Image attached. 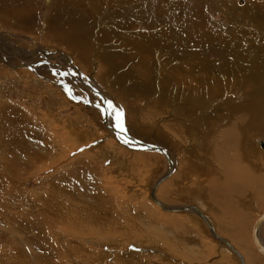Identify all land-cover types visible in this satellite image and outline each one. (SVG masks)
Instances as JSON below:
<instances>
[{
	"label": "rangeland",
	"instance_id": "374dc122",
	"mask_svg": "<svg viewBox=\"0 0 264 264\" xmlns=\"http://www.w3.org/2000/svg\"><path fill=\"white\" fill-rule=\"evenodd\" d=\"M53 1L52 6H47L45 0H0V41L7 42L3 45L6 51L2 48L4 52L0 50V53L11 65L7 66L0 58V119L11 118L8 121L14 122L13 128L26 130V135L34 138L40 147L39 139L43 137L55 146L48 150L47 159L36 156V171H32L31 164H26L14 176H20L15 179L17 183L12 177L13 184L0 189V210L8 209L7 214L19 219L24 216L33 218L34 222L28 223L27 227L36 226L42 214H34L36 207L32 202L37 196L33 193L36 189H45L52 180L58 181L63 177L60 197L66 199L69 191L83 186L79 180H84L88 185L85 186L86 203L93 196V205L97 203L96 208L99 209L105 204L110 215L102 214L105 209L99 211L102 217L98 218L97 231H87L83 237L85 242H78L80 238L71 232L58 233L52 229H44L45 238L40 241L36 237L39 234H26L27 227L20 222V231L17 230L14 236V230L10 231V237L0 241L1 262L16 258V247L19 250L27 247L25 253L27 264H30V259L40 255L44 247H51L55 252L49 253L50 264H75L73 261L78 259L82 264H238L232 253L213 240L197 214L166 212L150 200L151 187L168 171V159L158 152L141 151L135 145L136 150H133L122 144H129L126 140L108 131L101 123L104 111L95 104H103V101L82 84L63 58L39 64L35 72L12 64L16 65L18 61L41 62L50 57L48 54L43 57H40L41 53L40 56L30 54L33 50L50 53L54 50L66 55L74 67L89 78L92 87L107 98V124L118 128L116 112L122 110L127 134L145 144L160 145L164 151H169L174 174L173 178L162 182L160 188L166 184L172 193L163 199L158 193V200L167 206L197 205L213 222L216 233L228 240L238 252L244 253L228 234L235 228L242 230L243 225L242 240L245 243L246 238L248 245L253 247L251 227L264 213V149H261L264 136L256 134L251 138L252 143L247 145L251 148L249 156H256L258 152L263 155L255 173L261 184L246 187L241 192L242 197L231 196V189L220 185V181L229 176L224 165L219 163L220 159H216V149L220 147L215 146L220 143L221 135L217 131L213 133L214 127L221 129L220 123L228 114L222 103L225 100L219 102L221 97L217 96L218 103L198 104L197 107L193 104L192 108L193 101L186 95L190 88L207 94V87L216 86L208 81H221L224 76L221 73L224 64L225 75L230 67L239 73L240 82L231 89L240 88V100L249 98L244 90L247 86L251 91L258 88L255 93L260 89L264 93V0ZM80 42L85 45V50L78 53L75 46ZM8 43L13 47L8 48ZM19 49L28 57H23ZM79 54L84 56L80 59ZM211 70L217 75L209 74L208 79L200 75ZM187 73L193 82L187 80ZM43 78L54 80V83ZM228 80L227 83L232 81L230 75ZM69 85L74 88V94L67 93ZM220 86L225 89L226 84L221 83ZM109 104L113 107L110 108ZM196 120L200 125L197 131L205 127L210 132V136L206 133L203 139L206 148L198 146L188 131ZM1 121L0 130L3 125L8 127V121ZM5 141L19 143L0 133V160L5 151H10V145ZM75 143L79 144L77 148L73 147ZM221 150L223 154V148ZM31 151L32 146L28 153ZM198 160L211 163L212 174L209 175L213 186L204 181L207 177H202L192 167ZM78 167L83 170L79 172ZM6 169L0 167V171ZM2 174L6 176L4 172ZM214 186L220 189V196L210 200L206 194L213 191ZM228 195L236 202L233 200L228 204L224 200ZM238 198L242 200L238 201ZM66 200L62 202L68 206ZM108 205L112 208L109 211ZM55 214L58 217L65 215ZM62 220L65 219L58 221ZM124 222L136 227L137 233L126 236ZM5 223L0 221V226L4 228ZM54 225L56 229L62 227L61 224ZM260 237L264 242V224ZM113 238L121 243L109 246L107 240ZM94 241L99 246H93ZM72 248L87 249L88 255H78ZM100 252L105 258L101 254L98 257ZM257 255L254 254L250 261L243 255L246 264H263L264 260Z\"/></svg>",
	"mask_w": 264,
	"mask_h": 264
},
{
	"label": "bare ground",
	"instance_id": "6f19581e",
	"mask_svg": "<svg viewBox=\"0 0 264 264\" xmlns=\"http://www.w3.org/2000/svg\"><path fill=\"white\" fill-rule=\"evenodd\" d=\"M45 2H46V5L47 6H52V4H54V1L53 0H45ZM18 12L22 13L21 10L20 11L18 10ZM193 22H195V21H193ZM194 25H198V24L195 23ZM77 29H79V28H77ZM77 39L78 38H76L75 40H77ZM79 41H81V39H79ZM6 43L7 42H4V41L1 42L0 41V50H2L3 45H7ZM11 43H8V48H9V46H12ZM81 43L82 42H80L77 46H75L77 48L78 53H79V51L83 52L85 50L84 49L85 48V45L84 44L82 45ZM112 44L113 43H111L110 45L112 46ZM92 45H94V44L92 43ZM227 50H228V47H227ZM19 51H21V49H19ZM42 51H46V50H36V51L31 52L30 54H34L36 56H40L42 54V56H40V57H43V55H45V54L47 55L48 54V55H50V57H47L46 58L44 56L45 58H44L43 61L36 62V63H33V64H29V63H25V62H22V61H18V63H16V65L15 64H12V65L14 67H22V68H26V69L28 68V69L32 70L33 72H35V70L37 68V65H39V64L42 65V64H45V63H51L52 61H55L57 58H63L65 60V62L67 63V65L69 66V68L71 69V71H73L76 74V76L79 78V80L82 82V84L84 86H86V88L88 90H90L92 93H94L97 96H99L100 98H102L101 100L103 101L102 102L103 104H99L97 102L95 103V104L98 105V107L103 106V108H104V110H103L104 113H103V117H102L103 118V122H101V121H98V122H101L108 129V131L112 132L117 137L123 138L124 140H126L129 143V144H126V143L123 142L122 143L123 145H125V146H128L129 145L128 147H132L133 150L134 149L136 150V147H133V145H135L141 151L158 152V153H161L162 156H164L166 159H168V161L166 160V163L167 162L169 163L168 164V171H167V173H165L164 175H162L155 182V184L151 187V189H150V192L151 193H149L150 200H152V202H154L156 206H158L160 209H162V210H164L166 212H168V211L169 212H174V213H182V212H190V213H192L193 212V213L197 214L198 217L205 223V225H206V227L208 229V232H209L210 236L213 238V240L221 248H224V249L228 250L230 253H232L234 255V258H236V260L238 261V264H241L239 258L225 244L226 242L229 243V241L226 240V239H224V238H222L221 236H219L216 233V231H215V225L213 224V222L210 221V219L208 217H206V215L204 213L201 212L200 208L197 205L192 204V205H189V206H167V205L163 204L162 202H160L158 200L159 199V198H157L158 193L159 194L161 193L162 199L164 197L170 196V194L172 193L171 192L172 191L171 187H169L166 184H165V186H163V188H160V184L162 182H164L165 180L169 179L170 177H172V175L174 174V170H173L174 169V167H173L174 163H173L172 158L169 156L170 154L168 155L169 151H167V150L164 151L165 150L164 147H161L160 145H156V146H158L157 149H149V148H146L145 145H148V144H145V143L141 142L140 139H138L136 137H132L129 134H127L126 132H121L119 130V128H114V127L110 126L109 124H107V120H106L107 119V115H108V113H107V109L108 108L106 109L107 98L102 93L98 92L96 89H94L92 87L91 83L88 82L89 78L87 76L81 74L74 67V65L72 64V62L70 61V59L66 55H64L62 52L51 50V53L50 52H47V51L45 53H43ZM101 52H99L100 55L102 54ZM39 53H41V54H39ZM20 54L23 57H25V58L28 57V56L24 55V53H20ZM37 54H39V55H37ZM8 56H10V54H8ZM82 56H84V55L83 54H79L80 59L82 58ZM0 58L3 60L4 63L7 64V66H10L11 67V65L8 64V62H5L4 61L5 58H4V56L1 53H0ZM215 63H216V61H215ZM225 65L226 64H224V67H222V70H221V73L224 75V76H222L221 81H214V80L208 81V83L215 84L216 86L213 85L211 87L209 86L210 88L207 87V90L209 89V92L207 94H205V92L200 93L199 92V89L197 91L196 88H194V89L193 88H190V90H187L186 97L192 99V101H193V103L191 104L192 108L197 107L198 104H201V105L202 104L210 105V104H212L214 102H217L218 103V100H216V97L217 96H220L222 98V99L220 98V101L219 102L225 100L222 103L224 104L225 111H226V113L228 112V114H226L227 115L226 118H223L222 119V120H224V122L221 121L222 123H220L221 129L220 128H215V127L213 128V130H214L213 133L215 131H217V133H219L221 135V137H220V143L217 146H215L216 148L218 146L220 147V148L216 149L217 150L216 152H218V157H216V159H220V162L219 163L225 166V167L223 166V168L228 171L226 173L229 176L228 178H226L224 180H221L220 181V185L222 184L225 187L231 189L230 190V195L231 196H235L237 198V197H242L241 196L242 195L241 192L242 191H245L246 187H249V186H252L253 187L256 183L257 184H259V183L261 184V182L258 181V178L259 177L255 173L257 172V170L259 168V161L262 159V156L263 155H262V153L258 152V154L256 156H249V153L248 152L251 151L250 150L251 148L250 149L247 148V145L250 144V143H252L251 138H253L256 134L257 135L261 134V135L264 136V93L262 92L261 89H260V92L259 93H255L258 90V88H256L255 90H252L251 91L250 87L247 86L244 90H245V93L248 95L249 98L246 99V100H240V98H239L240 95H238V94H240V88H239V90H238V88L231 89L232 87H234L236 85L235 83H239L240 82V79H239L240 77L237 76V75H239V73H238V71H237L236 68L234 69V68L230 67V68H227V75H225V71H224L225 70ZM211 68L213 70V67H211ZM214 68H216V67H214ZM212 70H211V72H207V71L206 72H202L200 75L202 76L203 79L204 78H207V79L210 78L209 77V74H211V75H217L216 74V71L212 72ZM229 75L231 76V80L232 81L230 83H227L226 81H230V80H228V76ZM185 77L190 82H193V80L190 78V75L188 73L185 74ZM43 79L46 80L47 78H43ZM213 79H214V77H213ZM233 79H235V82H233ZM184 80H186V79H184ZM46 81H48L50 83H54V80H51V79L46 80ZM197 82H199V80ZM221 83H225L226 84L225 89H222V86H220ZM205 86H204V88H206ZM73 90H74V88L72 89L70 87V85H69V88H67V93H73L74 94L75 92ZM234 101H235V103H234ZM80 102L85 103L87 101L81 100ZM95 104L92 103L91 105H95ZM193 104H194V107H193ZM216 105H218V104H216ZM198 109H199V107H198ZM205 109H206V107H205ZM221 111H223V110H221ZM111 112H113V111H111ZM3 117H8V116H5L4 115ZM206 119H208V118H206ZM1 120H3V121L6 122L8 120H11V118H7V119L6 118H2V119H0V121ZM8 122H9L8 127L7 126H4V125L1 126V129L2 130H0V133L2 135H6L9 140L11 139V140L17 141L18 139H22V138L23 139L22 140H18L17 142H19V143H17V144H13L12 141H11V143H10V141H5V142H7L8 146L10 145V148H9L10 151H8V152L5 151L4 152V157L1 158V160H0V167L4 166V167L7 168L5 171H0V189L2 187H5L6 184L7 185L10 184V183L13 184V178H14V180L15 179L17 180V178H20V176H16V177H14V176L16 175L17 171L21 170L22 168L24 169L25 166H26V164H31V167L33 168L32 171H36L37 165H35L34 163L38 161L37 158L41 156L42 158L45 157L44 159H47L48 156H49V151L48 150L52 149L53 146H54V145H52L53 142L52 143L47 142L46 139H45L46 137H43V139H39L40 145H41V147H40L38 145V143H35L34 142V138H30V137H28L26 135V130H24V129L23 130H19V129L15 130V128H13L15 126L14 125V122H11V121H8ZM217 122H219V120ZM199 126L200 125H197V120H196L195 121V124H193L192 127H191L194 130L191 131L192 129L189 127V130L188 131L191 133L193 141L195 143H198L197 144L198 146H202L204 148V146L206 145V142H204L203 139L206 138V133H208V132L205 130V127L202 130L197 131V129H198ZM209 133H208V137L210 136ZM116 140H117V138H116ZM107 141H108V139H107ZM107 141L104 142V143H107ZM108 143H109V141H108ZM260 144L263 146V142H260ZM150 145H154V144H150ZM31 146H32V151L30 153H28V149H30ZM78 146H79V144L77 145V143H75V145H73V147H75V148H77ZM205 148H206V146H205ZM222 148H223V154L221 153L222 152V150H221ZM261 149H264V146ZM95 151H97V150L95 149ZM206 151L208 152L207 149H206ZM216 152H215V154H216ZM165 153L167 154V156L165 155ZM253 153H254V151H253ZM7 154H9L10 156L7 157L6 156ZM37 155H38V157H36ZM212 156H213V154H212ZM105 158H106V156H105ZM207 159H209L208 155H207ZM199 165H201V169H198V166ZM211 166L212 165H211L210 162L206 161L205 163H203L202 161H199V160L196 161V162H194V164L192 165V167L195 168V170L197 171L198 174H202V177H203V175L205 177H207V178H205L206 180H204V181L206 183H208V184H210V185L213 186L214 185V182H212V176L209 175L212 172V167ZM83 167H84V165H83ZM77 170H79V172H80V170H83V169L80 168V167H78ZM3 172L6 174V176H4L2 174ZM26 179H30V178L27 177ZM16 180H15V182H16ZM61 180H64L63 177H61ZM61 180H59V179H58V181L52 180V182H49L46 185V187H44L45 189H42V190L41 189H36L35 192L33 191L34 192L33 194H35L37 196V197L34 198V201L32 202L33 203V206L36 207L35 208L36 211L34 212V210H33V212H34V214H42V217L40 219H38V220L36 219L38 221V224H36V226L35 225H33V226L31 225L32 227H27L28 223H31L32 221L34 222V219L33 218H28V217H25L23 215L24 218H20L19 219V218L12 217L11 216L12 215L11 213L7 214L6 210H8V209H6V208H5L6 209L5 211H1L0 210V221L1 222H7V223L4 224V228L2 227V225L0 226V241H2V239H6V236L7 237H10L9 236L10 231H13L14 230V233H13L12 236H14V234L17 233V230L20 231V222L24 226L27 227L26 234L27 233L28 234H31V236H32V234L33 235L36 234V233H37V235L39 234L38 236H36L38 240L45 238V236H44V229L45 230L48 229L49 231H50V229H52L54 231L57 230V232L58 231H66L68 233L71 232L72 235H74L77 239L80 238L78 242H85L84 239H83V237H86L85 236V233L88 234L87 231H94V232L97 231L95 229L97 227L96 224H97V221H99L98 218L101 219L100 216L102 217V215H101L102 210L101 209H105L106 208V206L104 207L105 204H103L102 206L99 204L100 205V208L97 209L96 208V204L97 203H95L93 205L95 198H94V200H91V199H93V196L86 203L85 199H88V198L86 197L87 189L85 188V186H88V185H87V183L85 184V181L84 180H79L81 183H84L81 188L78 187V188H74L72 190V192L69 191L68 197L66 198L67 200L66 199H63L62 197H60L62 195L61 194V190L63 189V185L60 184L62 182ZM176 180L177 179H174L173 181H176ZM2 183H4V185H2ZM159 188H160V191L158 192ZM94 190H96L95 187H94ZM62 192H63V190H62ZM219 194H220V189H218L216 186H214V190L213 191H208V193L206 195L211 200L214 197L215 198H219V196H220ZM12 196H14V195H12ZM231 196L228 195V196H226L224 198V200L228 204H229V201L232 202L234 200L233 202H236V199L232 198ZM94 197H96V196H94ZM243 197H244V195H243ZM65 200L67 201L66 203H67L68 206H66V205L63 204L62 201H65ZM240 200H242V198ZM240 200L238 198V201H240ZM81 201H85V202H81ZM102 202H105V201H102ZM243 202H244V200H243ZM219 205H221V204H219ZM110 207H111L110 205L107 206L108 211L112 209V208L110 209ZM177 207H185V209L178 210ZM99 211H101L100 214H99ZM230 211H232L231 208H230ZM55 213H61V214H65V215H63L62 217H58V216H56L58 214H55ZM111 213H113V212H111ZM94 214H97V215L93 217ZM102 214H108L107 216L110 215L109 212L106 211V209L104 210V212ZM61 218L65 219V220L58 221ZM255 221L253 222L252 227H251V231H250V240L252 242L253 247H251V246L248 245V243L246 241V238H245V243L242 240V235H243V232H244V226L243 225H241L242 230H241V228H235L234 230H232V233H230V235L228 234V236H230L236 242L237 246L238 247H241L243 249V252L244 253H240V252L237 251L242 256L243 264H246V261H245V258H244L243 255H245V257L247 258V255H250V253H252V252L253 253L250 256H248V258H247L248 261H250L252 259V257H254V254L260 255L259 256L260 260H264V253L257 248V246H256V244H255V242L253 240V236H252V228H253V225H254ZM108 223H109V221H108ZM54 224H61L62 227H58V229H56V227H55ZM106 224H105V226L107 227L108 225H106ZM263 224H264V220L260 223V225L257 228V236H258L259 243L264 246V242H263V240L260 237V231H261V227H262ZM109 225H111V223ZM209 225L211 226V228H209ZM124 227L126 228V230L124 231V234H126V236H128L130 234H133V233H137V228L134 227L133 225H131L129 222L128 223L126 222L125 225H124ZM130 227H133V229H131ZM101 228H103V227H101ZM211 229L213 230V232L215 233V235L221 241H219L217 238H215V235L212 233ZM103 230H105V231H111V229H103ZM4 233H7V235L4 234ZM107 234H108V232H107ZM19 236H20V234H19ZM23 236H24V234H23ZM65 236H66V234H65ZM107 241H108L107 243L109 244V246H113V244L121 243L120 241L114 240V238L111 239V240L108 239ZM223 242H225V243H223ZM92 243H93V246L99 244V243H96L95 241L92 242ZM18 245H19V243H18ZM26 248H24L23 250L20 248L21 250H19L16 247V250H15V252L17 254L16 258H13V257L11 258L10 257V262H7L6 261L7 263L1 262L2 261V254L0 253V264H3V263L4 264H27L28 263L27 262L28 256L25 253L26 252ZM54 249L55 248L44 247L43 252L39 253L40 255L33 256L30 259L31 260L30 264H50L49 262H51V260H50L51 257L49 255V253H54L55 252ZM72 249H74L78 253V255H80V254H82L84 256H87L88 255L87 249H78V248H72ZM0 250H1V248H0ZM248 250H250V251H248ZM10 251L12 252V250H10ZM245 251H246V253H245ZM247 252H250V253H247ZM59 254H61V251H60ZM100 254H101V257H103L102 255H104V253L103 252H100L98 254V257L99 258H100ZM56 255L54 257H56ZM65 255L66 256H69V254H65ZM258 255H257V257H258ZM12 256H13V254H12ZM63 257H65V256L63 255ZM107 257H109V256H107ZM103 258H105V257H103ZM103 258H101V259H103ZM89 261H91V260H89ZM73 263H75V264H82L81 261H79V259L77 261L76 260L73 261ZM100 263H101V261H100ZM150 263H152V262H150Z\"/></svg>",
	"mask_w": 264,
	"mask_h": 264
},
{
	"label": "water",
	"instance_id": "95a60500",
	"mask_svg": "<svg viewBox=\"0 0 264 264\" xmlns=\"http://www.w3.org/2000/svg\"><path fill=\"white\" fill-rule=\"evenodd\" d=\"M102 99V98H101ZM101 111L104 110L103 106H101L100 108ZM146 148H149V149H157L158 146L156 145H145ZM171 167V166H170ZM163 207V206H162ZM178 210H183L185 209V207H177ZM264 220V213H262L255 221L254 225H253V228H252V236H253V240L257 246V248L262 251L264 253V246L261 245L258 241V236H257V228L258 226L260 225V223ZM209 228H211V226L209 225ZM212 233L215 235V233L213 232V230L211 229ZM215 238H217L219 241H221L216 235H215ZM225 243V242H223ZM227 245V247L239 258L241 264H243V259H242V256L237 252V250L232 246L230 245L229 243H225Z\"/></svg>",
	"mask_w": 264,
	"mask_h": 264
},
{
	"label": "snow or ice",
	"instance_id": "6c2138e0",
	"mask_svg": "<svg viewBox=\"0 0 264 264\" xmlns=\"http://www.w3.org/2000/svg\"><path fill=\"white\" fill-rule=\"evenodd\" d=\"M109 107L111 108V107H113V106H112L111 104H109ZM116 117H117V121H118V123H117V127L119 128V130H120L121 132H125L126 129H125L124 126H123V120H122V117H123V111H122V110L117 111V112H116Z\"/></svg>",
	"mask_w": 264,
	"mask_h": 264
},
{
	"label": "crops",
	"instance_id": "0c3cea01",
	"mask_svg": "<svg viewBox=\"0 0 264 264\" xmlns=\"http://www.w3.org/2000/svg\"><path fill=\"white\" fill-rule=\"evenodd\" d=\"M21 16V15H20ZM68 36V35H67ZM22 51V50H21ZM36 51V50H34ZM23 62V61H22ZM25 63H29V64H33V63H36V62H29V61H24ZM209 264H212V262H210Z\"/></svg>",
	"mask_w": 264,
	"mask_h": 264
},
{
	"label": "flooded vegetation",
	"instance_id": "af4514ba",
	"mask_svg": "<svg viewBox=\"0 0 264 264\" xmlns=\"http://www.w3.org/2000/svg\"><path fill=\"white\" fill-rule=\"evenodd\" d=\"M34 51V50H33ZM33 51H30V52H33ZM21 53H23V51H21Z\"/></svg>",
	"mask_w": 264,
	"mask_h": 264
}]
</instances>
